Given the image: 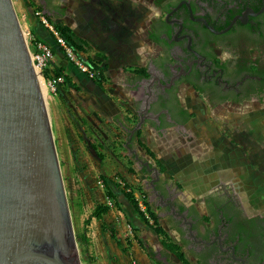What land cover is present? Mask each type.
Instances as JSON below:
<instances>
[{"label":"flooded vegetation","instance_id":"obj_1","mask_svg":"<svg viewBox=\"0 0 264 264\" xmlns=\"http://www.w3.org/2000/svg\"><path fill=\"white\" fill-rule=\"evenodd\" d=\"M53 1L63 0L36 2L50 20L65 15ZM134 3L149 12L144 38L150 47L132 90L136 125L158 135L163 153L191 148L184 131L193 114L190 98L217 113L252 105L264 110V0ZM64 87L66 80L56 96ZM147 172L148 203L161 207L198 264H264V211L252 208L226 173L190 203L155 167Z\"/></svg>","mask_w":264,"mask_h":264},{"label":"crops","instance_id":"obj_2","mask_svg":"<svg viewBox=\"0 0 264 264\" xmlns=\"http://www.w3.org/2000/svg\"><path fill=\"white\" fill-rule=\"evenodd\" d=\"M18 1L24 3V0ZM30 2L33 3V8L39 7L36 4L38 0ZM53 7L65 15L53 20H50L47 14L45 16L55 25L69 29L71 40L83 48L79 50L71 44L82 60L99 66L101 73L98 81L92 86L98 98L103 100L99 108L100 119L104 123L107 120L114 123V138L118 140L116 144H122L124 150L118 153H127L132 169L129 181L137 185L136 191L144 194L142 182L148 180L147 168L152 166L159 172L161 180L174 186L173 191L179 197H185L190 203L195 202L196 198L207 190L204 180L208 176H214V173H205L201 178H196L193 191L198 196L190 201L191 197L188 196L191 192L185 184L198 175L190 176L189 170L186 171L190 165L184 163L187 155L184 144L180 146L178 153L174 150H164L163 153L155 144L158 135L141 124L136 125L138 99L132 90L137 79L135 74L144 71V61L150 50L144 38V27L149 19L148 10L143 5H135L134 0H63L62 3L53 1ZM33 10L30 8L24 11L26 18L22 19L23 27H27L34 38L55 48L49 32L32 14ZM56 56L61 58L56 52L55 63L45 70L48 77L57 71V66H64V62L61 64L62 60H58ZM64 93L62 91L60 95ZM57 98L54 97L55 100ZM184 131L191 134L188 127ZM121 140L124 142L121 143ZM187 144L191 147L192 141L189 140ZM77 155L81 157L82 152ZM175 159H183L180 161L181 174L165 175L164 164L166 161L170 164ZM109 199L111 198L105 201L100 198L98 203L108 206L109 209L101 218H92L86 230L89 240L88 254L95 260L94 264H130L131 259H134L136 264H184L174 251L167 248L163 240L177 246L189 264H198L185 249L183 241L172 228L173 225L161 207L148 203L145 194L143 199L147 201L149 209L146 208L154 214L156 223L150 215V220L142 217L138 209L129 201L127 203L125 198L118 197L117 202L120 205L115 202L114 207ZM126 223L133 229L132 237L127 238L124 235ZM155 227H160L165 232L166 239L156 232Z\"/></svg>","mask_w":264,"mask_h":264},{"label":"rangeland","instance_id":"obj_3","mask_svg":"<svg viewBox=\"0 0 264 264\" xmlns=\"http://www.w3.org/2000/svg\"><path fill=\"white\" fill-rule=\"evenodd\" d=\"M23 2L21 4L18 0H12L23 33H26L29 30L27 27H23V20L26 18L24 11L32 8L34 9L33 14L39 9L33 8V3L30 0ZM50 37L55 48L52 45L50 47L55 51V54L57 52L61 56L59 59L56 56L58 60H62L61 64L64 62V66H57V71L54 73H61L67 78L66 87L63 90L64 95L50 94L47 91L45 80L42 76L39 77L50 106L63 184L70 208L73 231L74 234H77L87 230L89 223L86 224V220L100 198L105 201L109 198L107 190L112 191L115 195L114 200L109 199L113 204L112 207L115 202H119L118 197L125 198L128 203L125 192L132 193L135 198L137 195L139 200H144V194L136 191L137 185L129 181L132 170L131 162L126 156L127 153H118L121 152L123 145L116 144L118 140L114 138V123L108 120L104 123L100 119L99 108L100 102L102 103L103 100L98 98L92 86L95 84L94 80L80 74L63 56L52 35ZM29 47L31 46L29 45ZM70 79L72 80L69 81ZM54 97L58 98L55 100ZM190 99L193 114L187 127L192 134L190 139L192 149L187 152L184 163L190 165L186 170H189L190 176L198 175L193 179L194 181L191 180L185 184L191 192V195L188 196L191 197L190 201L194 199L193 197L198 196L193 191L196 178L213 172L214 176H208L204 180L205 187L208 189L221 178L219 173L224 172L227 174V178L229 177L235 182L237 190L241 191L243 197L251 203L252 208L263 212L264 110L257 105H252L251 108H246L238 113L231 110H220L217 113L206 107L203 108L200 103L196 104L192 98ZM89 139H91L96 153L89 147L87 148ZM120 142L123 143L124 140ZM78 152H82L81 157L77 155ZM181 160L175 159L170 164L169 161H166L163 173L179 176ZM138 211L144 218V214L149 213L144 206L143 212L139 209ZM129 225V223L125 224L124 235L127 238L133 235V229ZM80 259L83 264H94L95 262L92 256L88 261H84L81 255ZM130 264H136L135 260L131 259Z\"/></svg>","mask_w":264,"mask_h":264},{"label":"water","instance_id":"obj_4","mask_svg":"<svg viewBox=\"0 0 264 264\" xmlns=\"http://www.w3.org/2000/svg\"><path fill=\"white\" fill-rule=\"evenodd\" d=\"M0 264H83L50 106L12 0H0Z\"/></svg>","mask_w":264,"mask_h":264},{"label":"built area","instance_id":"obj_5","mask_svg":"<svg viewBox=\"0 0 264 264\" xmlns=\"http://www.w3.org/2000/svg\"><path fill=\"white\" fill-rule=\"evenodd\" d=\"M33 14L39 24L52 35L63 56L80 72V74L91 80L99 78L100 73L98 69L91 63L81 59L71 44L60 34L56 25L52 23L43 12L37 10ZM24 36L28 46H31L29 49L36 71H38L45 80L47 91L55 96L58 93L59 86L65 82V77L63 74L52 75L47 78L45 76V70L49 69L55 63L53 49L47 43L34 38L29 32L24 33ZM135 196L136 198L134 197V200L137 203L138 209L143 212V206L146 208L144 200H139L137 195ZM144 216L150 220L149 213H145Z\"/></svg>","mask_w":264,"mask_h":264},{"label":"trees","instance_id":"obj_6","mask_svg":"<svg viewBox=\"0 0 264 264\" xmlns=\"http://www.w3.org/2000/svg\"><path fill=\"white\" fill-rule=\"evenodd\" d=\"M56 28L58 29V31L60 32V34L67 40L70 42V44H72V46H75V48L79 49V50H82V46L80 44H77L76 42L74 43V41L71 40L70 38V31L68 28L64 27V26H61V25H56ZM54 51V50H53ZM94 64L95 62L92 61ZM96 65V64H95ZM96 69L99 68V66H95ZM99 73H101V71L98 69ZM143 71V70H142ZM61 73H58V74H54V75H59ZM45 76H47V72H45ZM65 77V80H67L66 76L64 75ZM95 81H98L97 79ZM89 147L90 150H92L94 153H96V150L93 146V144L91 143V141L88 142L87 144V148ZM107 196L111 199H114L115 195L113 194L112 191L110 190H107ZM125 197L126 199L136 208L138 209V206H137V203L136 201L134 200V196L132 195V193H126L125 192ZM145 201V200H144ZM145 205L146 207L148 208V203L147 201H145ZM109 207L104 205V204H101V203H98L95 208L91 211V213L89 214L87 220H86V224H88L90 222V220L92 218H95V219H99L101 218V216L103 214H105L107 211H108ZM149 209V208H148ZM149 215L154 219L155 223L157 222L156 221V218L154 216V214L152 212L149 211ZM156 228V232L160 235H162L163 237L166 236L165 232L160 228V227H155ZM75 238H76V241H77V245H78V248L80 250V255L81 257L83 258L84 261H88V260H91V257L89 256L88 254V246H89V240H88V237L86 236V230H84L83 232H79L77 234H75ZM166 239V237H165ZM163 243L167 246L168 249H170L171 251H174L176 253V255L179 257L180 260L183 261L184 264H189L187 262V260L183 257V254L182 252L179 250V248L171 243H166L164 240H163Z\"/></svg>","mask_w":264,"mask_h":264},{"label":"bare ground","instance_id":"obj_7","mask_svg":"<svg viewBox=\"0 0 264 264\" xmlns=\"http://www.w3.org/2000/svg\"><path fill=\"white\" fill-rule=\"evenodd\" d=\"M37 73H38V75H39V76H41V75L39 74V72H38V71H37ZM39 78H40V77H39ZM40 79H41V78H40ZM44 86H45V85H44Z\"/></svg>","mask_w":264,"mask_h":264}]
</instances>
